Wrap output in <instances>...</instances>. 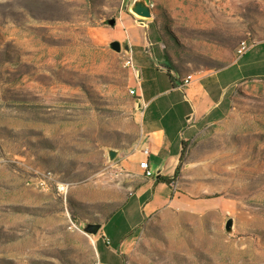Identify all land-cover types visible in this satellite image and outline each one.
I'll return each instance as SVG.
<instances>
[{
    "label": "rangeland",
    "instance_id": "1",
    "mask_svg": "<svg viewBox=\"0 0 264 264\" xmlns=\"http://www.w3.org/2000/svg\"><path fill=\"white\" fill-rule=\"evenodd\" d=\"M127 3L0 0V264H106L95 239L127 196L123 163L141 140L124 51L110 47L125 44L115 25ZM158 6L179 76L264 40V0ZM119 218L111 224L122 230ZM84 224L100 228L91 235ZM120 251L119 264H264L263 92L236 90L228 116L184 149L164 204Z\"/></svg>",
    "mask_w": 264,
    "mask_h": 264
},
{
    "label": "crops",
    "instance_id": "2",
    "mask_svg": "<svg viewBox=\"0 0 264 264\" xmlns=\"http://www.w3.org/2000/svg\"><path fill=\"white\" fill-rule=\"evenodd\" d=\"M133 1L128 0L127 13L116 22L115 33L128 45L134 62L129 84L140 109L141 140L123 163L131 177L127 196L102 222L95 239L106 264H119L124 242L145 217L164 204L173 189L172 177L184 149L207 127L228 116L236 90L241 87L264 93V40L254 41L240 55L235 53L220 68L179 76L169 62L175 38L160 15L159 0H155L157 7L151 10V18L143 20V26L128 13ZM187 78L189 82L184 83ZM142 160L147 161L154 178L138 176L142 175L138 168ZM161 176L171 178L169 184L157 181ZM128 209L136 214L130 221ZM118 214L125 225L122 230L121 224H111ZM109 234L116 238L113 248L104 243Z\"/></svg>",
    "mask_w": 264,
    "mask_h": 264
},
{
    "label": "built area",
    "instance_id": "3",
    "mask_svg": "<svg viewBox=\"0 0 264 264\" xmlns=\"http://www.w3.org/2000/svg\"><path fill=\"white\" fill-rule=\"evenodd\" d=\"M146 1V4L148 5V0H145ZM136 23L139 25V26H143V18L135 15L134 13L130 12ZM253 42H246L245 40L244 41H241L236 49V53L238 55L242 54L248 47L250 44H252ZM122 63H123V66L128 69V70H134V62H133V58H132V55L131 53L129 52V50L127 52L124 51V55H123V59H122ZM190 78V77H189ZM189 78L185 79L183 82L184 83H188L189 82ZM129 94L131 96H134L135 92L133 89H130L129 90ZM138 168L140 169L141 171V174L144 178H154L155 177V174L149 169L148 167V163L147 161L145 160H142L138 163ZM58 189L60 191H64L65 190V187L64 186H61V187H58Z\"/></svg>",
    "mask_w": 264,
    "mask_h": 264
},
{
    "label": "water",
    "instance_id": "4",
    "mask_svg": "<svg viewBox=\"0 0 264 264\" xmlns=\"http://www.w3.org/2000/svg\"><path fill=\"white\" fill-rule=\"evenodd\" d=\"M130 12L143 19L152 17L151 9L149 8V6H147L145 0H134L130 5ZM111 24H113V21L111 22ZM110 47L116 52H119L121 48L125 52L129 50L128 45L126 43L121 47V44L118 41L111 42ZM229 226L230 222L227 223V228H229ZM99 228L100 224H84L82 226V231L87 234L95 235L98 232Z\"/></svg>",
    "mask_w": 264,
    "mask_h": 264
},
{
    "label": "trees",
    "instance_id": "5",
    "mask_svg": "<svg viewBox=\"0 0 264 264\" xmlns=\"http://www.w3.org/2000/svg\"><path fill=\"white\" fill-rule=\"evenodd\" d=\"M167 58V57H166ZM180 162H181V158H180ZM179 167H180V163L178 164V166L176 167V169H175V171H174V174H173V177H175L177 174H178V172H179ZM172 177V178H173ZM170 180H171V178H168V177H158V180L157 181H159V182H164V183H166V184H169V182H170Z\"/></svg>",
    "mask_w": 264,
    "mask_h": 264
},
{
    "label": "bare ground",
    "instance_id": "6",
    "mask_svg": "<svg viewBox=\"0 0 264 264\" xmlns=\"http://www.w3.org/2000/svg\"><path fill=\"white\" fill-rule=\"evenodd\" d=\"M150 9H153L155 6V0H148V5Z\"/></svg>",
    "mask_w": 264,
    "mask_h": 264
}]
</instances>
